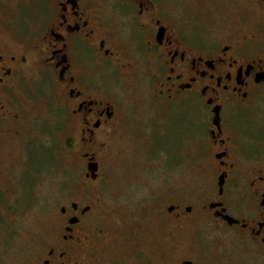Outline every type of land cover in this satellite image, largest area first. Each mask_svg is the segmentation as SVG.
Wrapping results in <instances>:
<instances>
[{"label": "flooded vegetation", "instance_id": "flooded-vegetation-1", "mask_svg": "<svg viewBox=\"0 0 264 264\" xmlns=\"http://www.w3.org/2000/svg\"><path fill=\"white\" fill-rule=\"evenodd\" d=\"M0 3L1 133H66L87 168L21 264H262L264 0ZM116 139L135 190L106 202L90 182L112 177L96 154Z\"/></svg>", "mask_w": 264, "mask_h": 264}, {"label": "rangeland", "instance_id": "rangeland-1", "mask_svg": "<svg viewBox=\"0 0 264 264\" xmlns=\"http://www.w3.org/2000/svg\"><path fill=\"white\" fill-rule=\"evenodd\" d=\"M0 7L5 16L11 17L12 5L0 3ZM143 105V102L129 97L127 110L145 114ZM145 111V116L151 113L149 108ZM134 120L128 125H135ZM46 132L44 136L27 134L24 142H16L11 131H0V264H21L30 260L34 250L45 244L50 229L59 225L56 208L74 197H83L82 184L87 168L82 150L67 147L66 133H57L53 128H48ZM125 150V143L116 139L112 146L98 150L96 154L102 176L109 167L112 177L101 176L102 179L90 182V187L97 189V197L101 195L106 202H110V196L112 201L123 194L125 188L128 189L120 178L121 167L126 162H122L123 156L130 154ZM127 151L130 149L127 148ZM261 152L264 153V150ZM128 161L138 168L137 161ZM132 171L138 175L136 179H140V191L166 190L156 182H150L138 169L133 168ZM113 201L115 203L107 204L111 207L121 205L118 198ZM261 262L264 264V261ZM251 264L259 263L251 259Z\"/></svg>", "mask_w": 264, "mask_h": 264}, {"label": "water", "instance_id": "water-1", "mask_svg": "<svg viewBox=\"0 0 264 264\" xmlns=\"http://www.w3.org/2000/svg\"><path fill=\"white\" fill-rule=\"evenodd\" d=\"M95 168H97V165L91 163V165L89 166V169H90L91 171L94 172V169H95ZM220 184H222V182H221ZM226 218L229 220L230 223H232V222H237V220H235V219H233V218H231V217H229V216H226Z\"/></svg>", "mask_w": 264, "mask_h": 264}]
</instances>
